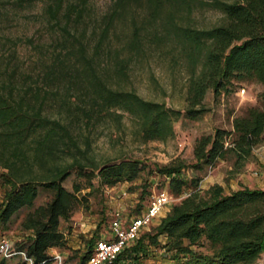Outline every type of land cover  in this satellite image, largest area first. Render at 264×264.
<instances>
[{
	"label": "trees",
	"instance_id": "trees-1",
	"mask_svg": "<svg viewBox=\"0 0 264 264\" xmlns=\"http://www.w3.org/2000/svg\"><path fill=\"white\" fill-rule=\"evenodd\" d=\"M36 1L39 0H15L22 7ZM48 1L49 18L70 42L67 53H59L46 69V84H16L17 89L12 78H0V161L8 168L12 183L0 204V222L8 221L24 206H34L40 186L53 191L47 202L35 206L22 221L23 228L31 234L18 247L26 249L34 264H58L50 249L66 244L62 220L71 217L83 188L79 182H74L73 189L64 185L73 170L90 184L98 178L101 184L115 185L137 178L144 168L141 160L129 157L94 162L88 154L89 147L80 144L83 127L78 131L73 125L95 128L121 109L136 119L145 141L164 140L174 134V121L182 114L163 101L147 99L135 90L109 83L94 56L89 55L87 45L71 28L73 22L84 17L90 0ZM134 5L142 7L144 14L133 23L124 52L115 54L117 73L128 75L134 57L146 50L148 37L158 51L166 49L186 60V112L190 117L205 110L209 88L221 94L230 91L236 81L255 80L264 85V0H116L96 51L103 47L114 19ZM205 8L220 16L211 25L201 27L194 23V13ZM49 81L59 84L49 85ZM75 89L81 91L72 101L70 93ZM259 99L264 103V89ZM54 105H58V116L49 113ZM233 126L231 147L243 163L241 160L261 141L264 108L253 107L248 114L236 116ZM229 133L219 127L214 134L198 137L194 154L199 163L213 164L224 157L229 149ZM182 168V164L159 168L169 177V187L175 194H181L189 183L179 175ZM203 239L214 245L212 253L193 246ZM90 242L78 264L90 258L94 240ZM151 246L167 250L170 261L164 264L256 262L264 256V188L243 187L225 193L224 187L216 184L209 196L192 190L162 217L154 232H145L112 263L103 264H148L144 258ZM7 260L2 259L0 264H8ZM63 264L72 262L64 260Z\"/></svg>",
	"mask_w": 264,
	"mask_h": 264
},
{
	"label": "rangeland",
	"instance_id": "rangeland-1",
	"mask_svg": "<svg viewBox=\"0 0 264 264\" xmlns=\"http://www.w3.org/2000/svg\"><path fill=\"white\" fill-rule=\"evenodd\" d=\"M48 2L39 0L22 7L15 0H0V78H12L17 89L16 84L25 86L29 83H48L47 78H44L46 69L59 53H67L69 49L70 42L65 39L66 34L49 18L46 10ZM115 2L90 0L84 17L71 25L72 31L87 45L89 55L94 56L99 70L111 85L135 90L147 99L163 101L180 109L182 114L174 121V134L164 140L145 141L136 119L121 109L113 111L110 117L95 128L77 123L73 125L78 131L83 127L80 144L83 148L89 147L88 154L94 162L119 161L129 157L141 160L144 165L137 178L120 181L115 185L101 184L98 178H94L90 184L79 177L76 170L65 179L64 185L68 189H73L74 182L81 183L83 188L78 192L80 200L71 217L62 220L61 228L67 237L66 244L51 248L50 253L61 254L63 260L74 264H78L91 240H94L95 245L98 239L112 236L111 222L117 213L129 218L141 212L152 195L160 190L169 191L172 199L141 230L139 236L145 232H154L162 217L192 190H200L202 195L209 196L216 184L222 185L225 193L243 187L264 188V133L252 153L241 160L243 163L238 161L237 152L231 147L235 137L234 118L248 114L253 107L264 108V103L259 99L264 85L255 80L236 81L230 91L221 94L209 88L204 98L205 110L196 117L188 116L186 98L189 69L182 57L174 56L166 49L158 51L147 37L144 45L146 50L134 57L128 75H121L115 70V54L117 51L124 52L132 36L133 23L143 18L142 7L134 5L119 14L111 23L103 47L96 51V44L102 37ZM219 16V12L213 9H198L194 13V23L201 27L208 26L218 20ZM75 58L72 57V60ZM58 84L57 81H49V85ZM79 90L71 91L72 101L76 100ZM51 107L49 113L58 116V105ZM219 127L230 131L226 143L228 151L213 164L199 163L194 154L196 139L203 134H214ZM179 164L183 165L179 175L188 179L189 183L181 194H175L169 187V177L160 172L159 168ZM8 172V168L0 161V204L12 187ZM52 194V190L40 186L35 205L24 206L8 221L0 222V234L8 236L16 246L26 241L31 231L23 228V219L35 206L47 202ZM161 238L165 240L164 236ZM193 246L206 253H212L215 249L205 239ZM144 260L148 264H164L170 258L164 247L151 246ZM7 263L25 264L19 255L8 259ZM50 264L56 263L51 261ZM248 264H264V256Z\"/></svg>",
	"mask_w": 264,
	"mask_h": 264
},
{
	"label": "built area",
	"instance_id": "built-area-1",
	"mask_svg": "<svg viewBox=\"0 0 264 264\" xmlns=\"http://www.w3.org/2000/svg\"><path fill=\"white\" fill-rule=\"evenodd\" d=\"M171 199L169 191L163 189L152 195L141 212L129 218H124L117 213L111 222L112 236L96 241L90 258L85 264L112 263L127 246L136 241L141 230L162 212ZM15 255L21 256L25 264H34V258L27 253L26 249L19 248L8 236L0 234V261ZM54 255L57 263L63 264L61 254Z\"/></svg>",
	"mask_w": 264,
	"mask_h": 264
}]
</instances>
